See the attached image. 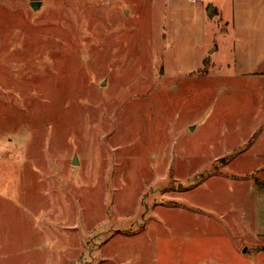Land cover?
<instances>
[{
	"label": "rangeland",
	"instance_id": "obj_1",
	"mask_svg": "<svg viewBox=\"0 0 264 264\" xmlns=\"http://www.w3.org/2000/svg\"><path fill=\"white\" fill-rule=\"evenodd\" d=\"M200 1L0 0V264H264V73Z\"/></svg>",
	"mask_w": 264,
	"mask_h": 264
},
{
	"label": "crops",
	"instance_id": "obj_2",
	"mask_svg": "<svg viewBox=\"0 0 264 264\" xmlns=\"http://www.w3.org/2000/svg\"><path fill=\"white\" fill-rule=\"evenodd\" d=\"M198 3L200 0H197ZM203 3V1H200ZM253 6H249V5ZM231 9L228 14H226V3L215 6L218 9L219 15L226 21L227 27L225 30L227 32H234V35L241 37L242 39H237L235 42L239 43L238 46L239 54L238 65L243 68H247L250 64L247 60L253 59L252 66L257 73H264V47L260 44L264 43V0H231ZM248 6V7H247ZM214 10V8H213ZM252 10V11H251ZM228 15V17H227ZM236 28L238 32L235 31ZM251 28V29H250ZM249 30V33L248 31ZM253 35H251V34ZM251 38L249 39V36ZM248 39V40H247ZM253 45L252 54L248 52V47L246 45ZM237 48H235L236 50ZM237 51V50H236ZM253 56V57H251ZM263 203V199H262ZM264 209V203H263ZM262 226L257 232L261 243H258L260 250L264 251V212H261Z\"/></svg>",
	"mask_w": 264,
	"mask_h": 264
},
{
	"label": "water",
	"instance_id": "obj_3",
	"mask_svg": "<svg viewBox=\"0 0 264 264\" xmlns=\"http://www.w3.org/2000/svg\"><path fill=\"white\" fill-rule=\"evenodd\" d=\"M31 5H32L34 8H38V7L40 6V2H39V1H32V2H31ZM213 8H214L213 5H211V6L209 7V14H212V12H213ZM73 163H77V157L75 158V160H74Z\"/></svg>",
	"mask_w": 264,
	"mask_h": 264
},
{
	"label": "trees",
	"instance_id": "obj_4",
	"mask_svg": "<svg viewBox=\"0 0 264 264\" xmlns=\"http://www.w3.org/2000/svg\"><path fill=\"white\" fill-rule=\"evenodd\" d=\"M261 187H262V186H261ZM263 187H264V186H263ZM263 187H262V188H263Z\"/></svg>",
	"mask_w": 264,
	"mask_h": 264
}]
</instances>
